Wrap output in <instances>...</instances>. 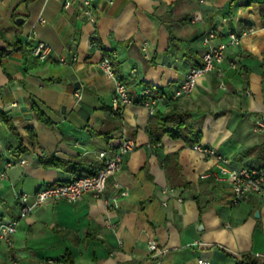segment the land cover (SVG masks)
I'll return each instance as SVG.
<instances>
[{
  "label": "crops",
  "instance_id": "crops-1",
  "mask_svg": "<svg viewBox=\"0 0 264 264\" xmlns=\"http://www.w3.org/2000/svg\"><path fill=\"white\" fill-rule=\"evenodd\" d=\"M81 1L0 0V222L16 216L17 192L95 173L97 154L111 155L120 139L135 146L101 196L30 212L13 244L0 246V264H248L243 253L264 251V196L233 203L226 183L200 178L215 159L181 137L165 133L147 146L150 116L139 95L152 86L172 93L201 64L206 29H216V40L237 34L240 43L196 79L191 95L157 112L187 115L199 143L233 166L264 165V128L255 130L264 119V0H90L94 22L81 15ZM38 15L46 20L35 23ZM37 40L52 47L44 60L31 52ZM107 54L131 98L120 112L98 67ZM115 180L128 194L113 200ZM149 240L166 249L159 258Z\"/></svg>",
  "mask_w": 264,
  "mask_h": 264
},
{
  "label": "built area",
  "instance_id": "built-area-1",
  "mask_svg": "<svg viewBox=\"0 0 264 264\" xmlns=\"http://www.w3.org/2000/svg\"><path fill=\"white\" fill-rule=\"evenodd\" d=\"M202 2L203 0H198ZM90 0H82L80 3V13L88 21H95V8L90 4ZM65 6L68 2L65 1ZM200 19V15H195L193 20ZM36 22H44L46 19L42 15H38ZM35 23L31 24L27 42L35 40ZM218 37L215 28L210 27L205 30L202 37V43L205 50L202 54L201 64L190 66L185 78L178 86L174 88L172 93L167 94L160 87H145L140 92V103L146 108L148 115H153L161 107L167 106L172 100L191 95L195 89L196 79L203 74L216 69L226 58V52L229 47H235L240 43V37L228 32L224 40H216ZM51 45L45 41L37 40L31 48L32 54L40 59H46L51 50ZM146 46V44H145ZM143 49L144 46H143ZM61 61L62 58L60 59ZM98 67L107 79L113 82V91L111 95V109L114 112H120L126 104L131 101L127 84L117 77L114 72L111 55H103ZM246 92H248L246 90ZM79 97V93L75 94ZM264 128V119L257 120L255 130L258 132ZM160 142H150L147 146L157 147ZM135 146V142L129 138L120 139L115 151L108 155L105 151H100L97 155L102 161V165L93 174L81 175L67 182L51 181L40 184L33 192L20 191L16 193L18 201V212L16 216L8 221L0 222V246L10 247L13 244V236L19 222L26 218L30 212L36 208L46 204L49 201L66 200L75 202L86 193L99 197L103 193L107 180L115 172H117L123 163L127 153ZM192 149L202 154L204 157H212L215 159L216 165L214 169L207 170L200 174L202 179H212L215 182L226 183L232 192V202L237 203L249 194H257L264 196V165L252 166L244 164L241 166H233L232 158L229 155L219 153L214 148L196 143L191 146ZM27 158H21L19 163H25ZM13 163L12 159L5 163L8 167ZM115 197H122L128 194L126 187L120 181H113ZM165 204V202H163ZM151 256L159 258L164 254L165 248L159 246L154 240L147 243ZM245 253L242 254V256ZM254 258L264 263V251L251 252ZM198 264H210V261L204 258H198Z\"/></svg>",
  "mask_w": 264,
  "mask_h": 264
},
{
  "label": "trees",
  "instance_id": "trees-1",
  "mask_svg": "<svg viewBox=\"0 0 264 264\" xmlns=\"http://www.w3.org/2000/svg\"><path fill=\"white\" fill-rule=\"evenodd\" d=\"M178 100L179 98L174 99L168 105H174ZM35 111L39 119L43 117L41 116L42 112L36 106ZM147 130L150 142H160L162 139L161 136L167 133L172 137L183 138L187 145L192 146L199 143L201 137V131L192 123L191 120L188 119L187 115L179 113L173 110V108L166 113H161L160 111L150 115ZM47 162L53 163L54 161L52 159ZM58 162L61 163L63 161L59 160ZM199 209L200 211L202 210L201 208ZM243 256L248 260V264H264L254 258L251 254L245 253Z\"/></svg>",
  "mask_w": 264,
  "mask_h": 264
},
{
  "label": "water",
  "instance_id": "water-1",
  "mask_svg": "<svg viewBox=\"0 0 264 264\" xmlns=\"http://www.w3.org/2000/svg\"><path fill=\"white\" fill-rule=\"evenodd\" d=\"M18 21L23 22V18H18ZM257 215V212H256Z\"/></svg>",
  "mask_w": 264,
  "mask_h": 264
}]
</instances>
